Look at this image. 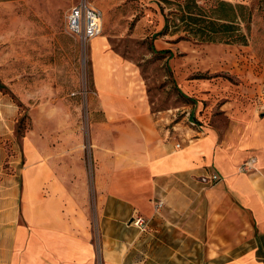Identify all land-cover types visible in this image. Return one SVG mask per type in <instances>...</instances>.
I'll list each match as a JSON object with an SVG mask.
<instances>
[{"label":"crops","instance_id":"crops-1","mask_svg":"<svg viewBox=\"0 0 264 264\" xmlns=\"http://www.w3.org/2000/svg\"><path fill=\"white\" fill-rule=\"evenodd\" d=\"M81 1L0 0V8H11L0 57L6 81L24 80L28 73L17 66L41 65V42L68 50L63 41L68 33L54 23L62 19L65 24L69 10ZM41 14L47 18L44 26ZM31 17L39 21L30 22ZM91 44L103 112V121L91 124L97 210L104 213L111 199L149 220L163 211L196 210L197 217L179 221L188 238L195 227L192 236L204 244L209 264H264V105L236 107L227 101L219 121L204 131L182 123L171 128L173 120L151 111L140 81L109 51L107 41L100 36ZM13 126V101L0 91V264H99V257L101 264H125L124 243L107 235L99 256L92 241L84 145L55 143L58 158L50 166V157L40 158L33 144L37 136H30L31 164L13 169L5 148L13 140ZM249 159L254 169L242 170ZM213 175L220 181H211ZM47 183L50 196L42 192ZM158 201L164 203L159 212ZM181 251L183 256V240Z\"/></svg>","mask_w":264,"mask_h":264},{"label":"rangeland","instance_id":"rangeland-1","mask_svg":"<svg viewBox=\"0 0 264 264\" xmlns=\"http://www.w3.org/2000/svg\"><path fill=\"white\" fill-rule=\"evenodd\" d=\"M217 1L221 0H195L199 8H195L190 0L90 1L103 15L101 37L107 41L109 51L120 56L136 75L151 111L173 120L171 128L182 123L183 128L204 131L219 121L216 117L221 115V105L227 101L236 107L264 105V0H222L244 7L243 11H238L242 18L238 24L239 33L247 38L246 45L242 38H237L235 44L201 42L197 36L181 30L155 39L166 18L172 21L171 26L179 25L181 29L180 10L182 6L185 10L187 4L191 7L190 13L215 21L217 14L213 11ZM10 13L11 8H0V57L5 52L2 38ZM29 20L39 21L32 17ZM45 23L47 18L41 14V26ZM54 24L59 31L66 30L62 19ZM182 35L186 39L179 40ZM212 36L217 40L220 38L219 35ZM64 37L68 39L63 40L69 44L68 50L61 52L51 47L50 42H41L45 49H41L45 57L40 59L41 65L15 67L27 71L23 81H6L5 66L0 65V91L13 101V140L5 146L13 169L20 170L31 164L27 150L30 136H37L33 144L39 150L40 158L41 154L50 157V166L58 158L53 145L69 142L68 147L72 148L75 143L71 140H76L85 148V206L91 221L92 241L99 256L102 239L109 235L126 245L122 247L128 249L125 264H209L203 257L204 244L192 236L195 227L191 225L188 238L186 231H182V221H179V218L197 217L196 210L184 215L163 211L162 215L149 220L113 199L104 213L97 210L91 124L102 122L103 112L94 77L95 47L68 34ZM61 53L64 56L59 57ZM66 153L74 157L73 151ZM48 185L42 191L44 196L51 194ZM138 217L145 220L143 226L135 224ZM156 217L159 220H155ZM186 245L188 250H185ZM98 263L101 264L100 257Z\"/></svg>","mask_w":264,"mask_h":264},{"label":"trees","instance_id":"trees-1","mask_svg":"<svg viewBox=\"0 0 264 264\" xmlns=\"http://www.w3.org/2000/svg\"><path fill=\"white\" fill-rule=\"evenodd\" d=\"M190 1L194 4L195 8H199L198 5L194 3L195 0ZM216 6L217 7L213 11L215 15L217 14L215 21H209L204 15L190 13L191 7L188 4L185 10L184 6H182L180 10L181 13L179 12L182 14L179 20L181 22V29L179 25L171 26L172 21L166 18L163 29L155 35V39L167 34L174 35V33L180 32L181 30L185 34L189 33L190 35L197 36V39L201 42L235 44L238 41L237 38H242L243 44L246 45L247 38L244 34L239 33L240 27L238 24V20L242 19L238 11L239 9L243 11L244 7L241 5L235 6L230 2L222 0L217 1ZM213 34L219 35V40L215 39L212 36ZM182 39H186L184 35H182L179 40ZM167 52L170 51L168 50Z\"/></svg>","mask_w":264,"mask_h":264},{"label":"built area","instance_id":"built-area-1","mask_svg":"<svg viewBox=\"0 0 264 264\" xmlns=\"http://www.w3.org/2000/svg\"><path fill=\"white\" fill-rule=\"evenodd\" d=\"M65 28L66 32L74 37L78 38L85 44L100 37L103 29V15L101 11L93 7L86 0L81 1L78 5L72 7L65 17ZM194 125V124H192ZM181 144H177V148H180ZM254 159H249L242 166V170L251 171L254 169ZM211 181L218 182L220 178L217 175L211 177ZM164 206L162 201H158L155 205L157 212L161 211ZM145 223V220L138 217L135 221L136 225Z\"/></svg>","mask_w":264,"mask_h":264}]
</instances>
